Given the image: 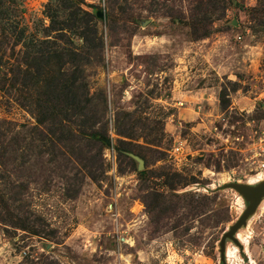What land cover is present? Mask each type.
<instances>
[{"label":"rangeland","instance_id":"obj_1","mask_svg":"<svg viewBox=\"0 0 264 264\" xmlns=\"http://www.w3.org/2000/svg\"><path fill=\"white\" fill-rule=\"evenodd\" d=\"M263 171L264 0H0V264H223Z\"/></svg>","mask_w":264,"mask_h":264},{"label":"water","instance_id":"obj_2","mask_svg":"<svg viewBox=\"0 0 264 264\" xmlns=\"http://www.w3.org/2000/svg\"><path fill=\"white\" fill-rule=\"evenodd\" d=\"M232 188L237 190L238 192L241 193V195L249 201L248 205L246 208L243 210L242 214L231 224V226L228 228L226 232L221 237L220 240V260L222 261L223 264H226L225 262V239L231 238V239H236V234L238 232V229L246 224L247 219L249 216L255 211L257 208L258 204L262 200L264 196V180L255 186H249L248 184H230Z\"/></svg>","mask_w":264,"mask_h":264},{"label":"bare ground","instance_id":"obj_3","mask_svg":"<svg viewBox=\"0 0 264 264\" xmlns=\"http://www.w3.org/2000/svg\"><path fill=\"white\" fill-rule=\"evenodd\" d=\"M261 178L264 179V171L261 173L260 176H257V177H255V178H251V179H249V180H248V183H250V184H254L255 182H257V181L260 180ZM236 237H237L240 241L243 240L242 237H240V235H239L238 233L236 234ZM226 251H227V255H228V257L232 256V251H231V249H230L229 247L227 248Z\"/></svg>","mask_w":264,"mask_h":264}]
</instances>
